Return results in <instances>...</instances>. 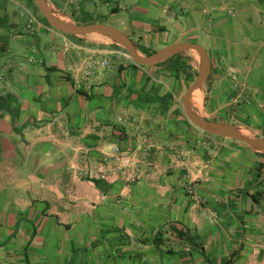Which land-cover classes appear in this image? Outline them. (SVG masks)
Instances as JSON below:
<instances>
[{
  "label": "crops",
  "instance_id": "obj_1",
  "mask_svg": "<svg viewBox=\"0 0 264 264\" xmlns=\"http://www.w3.org/2000/svg\"><path fill=\"white\" fill-rule=\"evenodd\" d=\"M99 1L141 53L171 23V44L220 46L264 105V0ZM25 18L0 54V264H264V153L190 124L165 64Z\"/></svg>",
  "mask_w": 264,
  "mask_h": 264
},
{
  "label": "rangeland",
  "instance_id": "obj_2",
  "mask_svg": "<svg viewBox=\"0 0 264 264\" xmlns=\"http://www.w3.org/2000/svg\"><path fill=\"white\" fill-rule=\"evenodd\" d=\"M3 6L5 7L6 16L11 20L10 12L17 7L18 14L21 13L18 17L22 16V23L28 16L29 20L40 18L39 14L36 15L30 7H28L27 0H22L19 5H15L14 0H1ZM48 4L51 8L56 9L62 16L68 18L72 22L84 25V24H102L109 27H113L115 29L119 28L117 23L113 18L107 17L104 13H106L107 9H111L114 6L116 7V3L108 2L107 6H101L99 0H94L93 3L88 4L86 7H83L78 0H47ZM122 4V3H121ZM124 4V3H123ZM105 5V4H103ZM123 7L124 5H120ZM235 6V5H234ZM231 11H233V15L235 14L234 7L231 6ZM96 10V12H95ZM73 11H78L76 18L71 17V13ZM95 12V13H94ZM33 14V15H32ZM35 14V15H34ZM39 18H38V17ZM14 18H12L13 21ZM28 20V21H29ZM229 20L234 22V17H230ZM5 23V21H3ZM177 22V21H176ZM232 22V23H233ZM236 23V22H234ZM30 23L28 22V25ZM169 26L172 27L173 30H169V42L165 46L171 45L174 36L177 34L175 31L180 28L178 24L175 25V29L173 24L171 23ZM177 26V27H176ZM54 33H58L51 28H49ZM121 30V29H120ZM9 31V30H8ZM7 31V33H8ZM188 34V33H187ZM58 35H63L58 33ZM68 37L66 35H63ZM130 39L136 42V38L133 36H129ZM189 37V35H181L182 42L186 40L185 38ZM200 46H202L207 53H209V57L212 60L211 66V74L209 75L207 81L205 82L203 89L199 96L200 101V110L203 116L207 119H211L217 122L229 123L234 126H238L240 128L248 130L250 133L255 135L256 137H261L264 134L263 123H264V105L261 101H257L255 98L254 87L256 84L255 79L256 74L253 72V68L243 67L236 62V65H231L230 62L226 59V53H224L220 46H218L217 51L214 52L212 50L208 51L209 45L204 41H200ZM21 44H9V53L20 54L22 49ZM164 46H159V48L155 51L165 48ZM123 52V51H122ZM124 53V52H123ZM22 54L26 56H31L26 51H22ZM185 62L191 68V74L193 77L191 79L186 78L181 75L178 79L170 80V77L165 79L168 90L172 91L174 88L175 95L177 96L178 102L176 106L178 109L181 108V101L184 92L187 88L193 83L198 70V58L193 52H185ZM39 56L37 53H34L32 56ZM124 55H126L124 53ZM110 62L109 68H103L102 72H108L111 70H115L118 62L116 59L112 57L108 58ZM25 61L23 63V70L27 68L28 63ZM167 62V61H166ZM164 63L167 65V63ZM145 68V67H142ZM149 69V68H145ZM247 80L250 83L248 85H244V81ZM1 87H5L3 83L0 82ZM172 86V87H171ZM249 88V91H248ZM3 91H0V94ZM249 92L251 94H249ZM249 97H248V96ZM247 96V98H246ZM260 98V95H259ZM198 102V101H197ZM249 103V104H248ZM180 106V108H179ZM231 143L237 144L235 141ZM1 157H4L3 154ZM197 200V201H196ZM195 202H201L200 199H195ZM204 242H206L205 238H202ZM208 240V239H207Z\"/></svg>",
  "mask_w": 264,
  "mask_h": 264
},
{
  "label": "water",
  "instance_id": "obj_3",
  "mask_svg": "<svg viewBox=\"0 0 264 264\" xmlns=\"http://www.w3.org/2000/svg\"><path fill=\"white\" fill-rule=\"evenodd\" d=\"M33 2L47 25L54 31L72 37L92 35L103 37L124 50L133 63L145 68H156L179 53L193 52L198 58L199 65L193 83L182 96L181 108L185 118L196 129L207 135L241 143L254 153H264V137H256L246 129L229 123L211 121L202 115L199 96L210 75V61L206 50L199 44L175 43L146 56L138 51L127 35L113 27L95 23L79 25L51 8L47 0H33Z\"/></svg>",
  "mask_w": 264,
  "mask_h": 264
},
{
  "label": "trees",
  "instance_id": "obj_4",
  "mask_svg": "<svg viewBox=\"0 0 264 264\" xmlns=\"http://www.w3.org/2000/svg\"><path fill=\"white\" fill-rule=\"evenodd\" d=\"M27 3H28V7H30V9L33 12H35L36 15L39 14L40 18L37 16L39 18V20L42 23H44L47 27H49L47 25L46 21L44 20V18L40 15V13L37 10L36 6L34 5L33 0H27ZM117 48L122 50L120 47H117ZM122 51L126 54V52L124 50H122ZM152 53H154V52H146V51L143 52V54L146 55V56H148V55H150ZM164 63L158 65V67L163 65ZM166 63H167V65H166L165 68H166L167 71H169L172 74L174 79H178L183 74H184V76L186 78H189V79H191V77H193L192 74H191V68L185 62V54L184 53H179V54L171 57L170 59L167 60ZM140 67H142V66H140ZM209 120H211V119H209ZM211 121H214V120H211ZM261 137H264V134ZM172 230L174 231L176 237H178L179 239H182V240H186L187 239V236L182 231V229H176V228L172 227ZM155 243L158 244V240L157 239L155 240Z\"/></svg>",
  "mask_w": 264,
  "mask_h": 264
},
{
  "label": "flooded vegetation",
  "instance_id": "obj_5",
  "mask_svg": "<svg viewBox=\"0 0 264 264\" xmlns=\"http://www.w3.org/2000/svg\"><path fill=\"white\" fill-rule=\"evenodd\" d=\"M21 1L22 0H14V3L15 5H19ZM19 15H21V13L18 14L17 7L15 6L14 9L10 12V20L6 16L5 7L0 0V54L4 51L5 45L11 42V40L16 39V37L18 36V28L22 24V16L18 17ZM12 18H14L13 21ZM3 21H5V23ZM207 55L209 57V53H207Z\"/></svg>",
  "mask_w": 264,
  "mask_h": 264
},
{
  "label": "built area",
  "instance_id": "obj_6",
  "mask_svg": "<svg viewBox=\"0 0 264 264\" xmlns=\"http://www.w3.org/2000/svg\"><path fill=\"white\" fill-rule=\"evenodd\" d=\"M119 56H121V57H123V58H128V56H127V55H124L123 52H121V53L119 54ZM128 59H129V58H128ZM86 75L89 76L90 73L88 72V73H86Z\"/></svg>",
  "mask_w": 264,
  "mask_h": 264
}]
</instances>
